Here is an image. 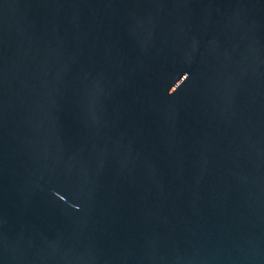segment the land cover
I'll list each match as a JSON object with an SVG mask.
<instances>
[{
  "label": "water",
  "instance_id": "obj_1",
  "mask_svg": "<svg viewBox=\"0 0 264 264\" xmlns=\"http://www.w3.org/2000/svg\"><path fill=\"white\" fill-rule=\"evenodd\" d=\"M0 264H264V0H0Z\"/></svg>",
  "mask_w": 264,
  "mask_h": 264
}]
</instances>
